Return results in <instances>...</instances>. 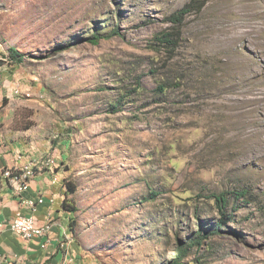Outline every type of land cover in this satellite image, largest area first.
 Instances as JSON below:
<instances>
[{
	"label": "rangeland",
	"instance_id": "obj_1",
	"mask_svg": "<svg viewBox=\"0 0 264 264\" xmlns=\"http://www.w3.org/2000/svg\"><path fill=\"white\" fill-rule=\"evenodd\" d=\"M250 1L0 0V132L66 176L73 264H264Z\"/></svg>",
	"mask_w": 264,
	"mask_h": 264
},
{
	"label": "crops",
	"instance_id": "obj_2",
	"mask_svg": "<svg viewBox=\"0 0 264 264\" xmlns=\"http://www.w3.org/2000/svg\"><path fill=\"white\" fill-rule=\"evenodd\" d=\"M20 138V130L6 136L0 132V223L21 213L26 217H36L39 224L45 223L48 218L53 219L55 224L48 236L30 241L24 240L8 227L0 228V254L5 259L0 264H62L66 257H76L72 246L63 243L68 237L70 220V212L63 206L67 202V190L62 182L66 176L39 165L35 144L32 145L29 138ZM30 162L34 164L36 176L29 181V189L18 194L8 185L2 173L6 168L22 169ZM36 198H43L44 203L32 212L26 201Z\"/></svg>",
	"mask_w": 264,
	"mask_h": 264
},
{
	"label": "built area",
	"instance_id": "obj_3",
	"mask_svg": "<svg viewBox=\"0 0 264 264\" xmlns=\"http://www.w3.org/2000/svg\"><path fill=\"white\" fill-rule=\"evenodd\" d=\"M45 165L52 168L54 161L49 160ZM35 176V167L31 162L28 165H25L22 169L6 168L2 173V177L7 180L8 185L18 194L29 189V181ZM43 203V198L30 199L26 201V205L30 207L32 212H35L37 207ZM54 224V220L51 218H48L45 223L39 224L36 217H26L21 213H17L13 219L0 223V228L8 227L11 229V231L21 236L24 240L30 241L48 236L52 231ZM72 241L73 240H71V236L68 235V237H65V242L63 243L68 246L72 244ZM3 259L4 258L0 254V261ZM73 262L74 258L68 256L64 259L62 264H73Z\"/></svg>",
	"mask_w": 264,
	"mask_h": 264
},
{
	"label": "bare ground",
	"instance_id": "obj_4",
	"mask_svg": "<svg viewBox=\"0 0 264 264\" xmlns=\"http://www.w3.org/2000/svg\"><path fill=\"white\" fill-rule=\"evenodd\" d=\"M262 5L264 6V0H251L248 4H245L242 11L243 13H240V11L238 18L233 20V22L231 21L230 26L239 32V37L243 41L249 40L253 34H257L262 38L264 44V7ZM247 10L250 11L247 12ZM252 95V98L243 99L241 101L243 107L241 115L244 117H249L251 122V115L255 114L256 123L264 128V89H258L256 92H252ZM256 132L257 130L251 131L250 133L252 134Z\"/></svg>",
	"mask_w": 264,
	"mask_h": 264
},
{
	"label": "trees",
	"instance_id": "obj_5",
	"mask_svg": "<svg viewBox=\"0 0 264 264\" xmlns=\"http://www.w3.org/2000/svg\"><path fill=\"white\" fill-rule=\"evenodd\" d=\"M176 20V21H179V18L177 17V15H174L172 17V20ZM166 36V35H165ZM101 40V38L98 36V37H93L92 39H90L89 41L94 44V45H97L99 43V41ZM10 55H11V58L13 60H15L16 64H21L23 62V59H24V56L19 54V52L16 50V49H10ZM68 188V192L70 193H74L75 191H77L75 189V186L71 185L70 183H68V185L66 186ZM64 205V209L67 210L68 212H75L76 209H74L73 207L69 206L68 204H66V202L63 203ZM69 224L70 226H73L74 225V220L70 218L69 220ZM201 240L200 238H198V241L197 243L200 244V241ZM184 255V252L183 251H180L178 252V257L176 258L177 261H175L173 264H181L180 263V258L181 256Z\"/></svg>",
	"mask_w": 264,
	"mask_h": 264
}]
</instances>
